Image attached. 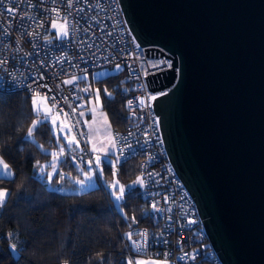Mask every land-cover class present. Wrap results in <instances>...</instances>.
<instances>
[{"label":"water","instance_id":"water-1","mask_svg":"<svg viewBox=\"0 0 264 264\" xmlns=\"http://www.w3.org/2000/svg\"><path fill=\"white\" fill-rule=\"evenodd\" d=\"M162 141L222 264H264V0H119Z\"/></svg>","mask_w":264,"mask_h":264},{"label":"built area","instance_id":"built-area-1","mask_svg":"<svg viewBox=\"0 0 264 264\" xmlns=\"http://www.w3.org/2000/svg\"><path fill=\"white\" fill-rule=\"evenodd\" d=\"M71 3V7H69ZM12 8L9 13L7 9ZM67 21L69 35L58 37L52 22ZM124 18L119 0H3L0 4V91L39 92L50 105L68 113L79 142L75 159L91 158L80 109L91 94L88 74L121 64L131 91L125 99L130 122L113 131L121 160L138 157L142 197L156 211L157 224L130 229L137 253L167 259L168 264H222L210 244L195 202L178 177L165 150L157 115L144 76L168 68L171 58L146 56ZM167 61L168 64H160ZM159 64V67H152ZM171 67V66H170ZM76 79L65 84L68 79ZM46 86V87H45ZM89 91H83V89ZM55 98L54 100L52 98ZM141 99L144 103L141 104ZM128 101H132L129 107ZM75 109V111H73ZM190 221H195L190 222ZM145 233L146 236H141Z\"/></svg>","mask_w":264,"mask_h":264},{"label":"trees","instance_id":"trees-1","mask_svg":"<svg viewBox=\"0 0 264 264\" xmlns=\"http://www.w3.org/2000/svg\"><path fill=\"white\" fill-rule=\"evenodd\" d=\"M91 73L89 81L98 82L100 89L106 85L113 90L112 96L102 93L101 101L113 131L126 127L130 117L125 99L131 88L124 69L95 81ZM30 97L21 91H0V155L14 173L10 178L0 177V185L8 188L0 211V264H127L135 255L147 256L137 253L133 236L131 240L127 236L134 226L157 224L155 210L141 196L138 185L125 189L122 205L126 214H122L102 185L82 191L59 190L58 186L73 185L69 176L78 175L72 159L79 149L60 160L59 167L68 175L63 179L59 171L48 183L36 174L35 164L51 156L44 146L55 143L48 120L37 124L33 139L28 137L36 117ZM138 162V157L122 160L118 177L128 183L139 171Z\"/></svg>","mask_w":264,"mask_h":264},{"label":"rangeland","instance_id":"rangeland-1","mask_svg":"<svg viewBox=\"0 0 264 264\" xmlns=\"http://www.w3.org/2000/svg\"><path fill=\"white\" fill-rule=\"evenodd\" d=\"M57 21L58 26L62 24L60 20H55ZM51 29L54 30V33L57 36V29H54L51 27ZM62 37V36H60ZM117 65L120 67L117 68ZM122 69L121 64H116L108 69H103V70H95L91 73V78L95 81L96 78H100L107 73H113V72H118L119 70ZM92 83V81L90 80ZM93 90L91 94L86 97L83 102H82V108L80 109V113L83 112V115L81 116L82 119V124L85 127L87 131V144L89 151L91 152V158H88L85 162V165L83 166L81 163H79L76 159H72L73 163L75 164L77 168V173L78 175L76 176H69V178L72 180L73 185L70 187H59V190L61 191H82L86 190L88 188H91L96 185H102L106 188V190L109 192V197L111 198V201L113 205L116 207L117 210H119L122 214H126L123 208L122 203L124 202V196L123 199L117 200L116 196L114 195V190L110 187V185L118 181L119 185H123L126 188H129V186H140L138 183H134L137 181L138 177L140 176V172L138 171L137 174L134 176L133 179L128 181V183L123 182L119 177H118V166L119 163L122 161L117 153L115 144H114V138H113V128L111 126V123L109 121V117L107 115V112L102 108L101 101H102V93L106 95L105 89L107 90L108 93H111L110 96L113 95V90L106 85L102 86V89H100V85L98 82H93L92 83ZM99 89V96L100 99L99 101H96V90ZM103 91V92H102ZM42 96V95H41ZM109 96V95H106ZM33 99V94L30 97V102H31V107L34 115L36 117L34 120H48L53 134H54V143L52 145H47L44 146V150L51 153V156L49 159L46 161L39 162L40 166L45 167V172L40 173L39 171V166L37 163L34 166V170L37 175L45 177L46 182H49L48 179V173L53 172V169L51 167V164L54 162L53 161V156L52 153L56 152L58 153V158L55 161L56 163V169L53 172V175L59 171V175L61 176H68L60 167L59 163L62 158L66 155V153H69L70 155L73 153V150L79 149V142L75 138V141L72 143V145L69 147L68 146V138L73 137V134L71 131L68 130L67 126H70L68 119L65 118L64 112L60 111L56 108L52 109V114L55 115L57 112L60 113L59 119L57 120V125L56 127L53 126L51 117H45L43 112H37L32 103ZM47 104L51 106L47 100ZM95 109V111H93ZM63 122L65 125H67L63 131H60V123ZM33 139L32 137H30ZM64 146V148H67V151L64 150L63 154H59V149L61 146ZM97 149L96 151H93V149ZM102 150H108L109 154L107 157L104 155V151ZM100 156L102 163L97 167L96 165V157ZM0 157H2L0 155ZM3 158V157H2ZM4 159V158H3ZM6 162V160L4 159ZM91 161V163H89ZM111 162V163H110ZM7 163V162H6ZM8 164V163H7ZM113 164L115 166H113ZM11 167V166H10ZM12 169V168H11ZM100 169H103V172L100 171ZM13 171V170H12ZM52 175V176H53ZM91 175L92 178L88 179L87 177ZM77 181H84L83 184L77 183ZM61 180H59L58 184H60ZM0 189H6L8 192V188L0 185ZM118 192V187L115 190ZM125 193V192H124ZM2 208H0L1 211ZM153 209V207H152Z\"/></svg>","mask_w":264,"mask_h":264},{"label":"snow or ice","instance_id":"snow-or-ice-1","mask_svg":"<svg viewBox=\"0 0 264 264\" xmlns=\"http://www.w3.org/2000/svg\"><path fill=\"white\" fill-rule=\"evenodd\" d=\"M2 3H3V0H0V4H2ZM69 7H71V3H69ZM7 11L9 13H11V12H13V9L9 8V9H7ZM51 27L54 28V29H57V36L58 37H60V36L67 37L69 35V30H68V26H67V21L66 20H65L64 23L60 24L59 26L57 24V21L54 20L52 22ZM137 48H139V45H137ZM160 64H168V62L167 61H161ZM151 66L152 67H159V64H153ZM168 66L170 67L171 65L168 64ZM119 67L120 66L117 65V68H119ZM75 79L76 78L73 77L72 79L65 80L64 83L65 84H72ZM83 91L87 92V91H89V89L85 88V89H83ZM99 92H100V90L97 89L96 90V97H95L96 101H99V99H100ZM105 93H106V95H109V96L111 95V93H108L106 89H105ZM164 94H166V93H161V95H164ZM52 99L54 100L55 98L53 97ZM150 99L151 100H155V99H157V97L155 95H153V96L150 97ZM47 100H48V97L46 95L45 96H41V94L39 92H35L33 94V99H32L33 107H34V109L37 112H43L45 117H51L52 124H53L54 127H56L57 120L59 119L60 113L57 112L55 115H53L52 114V109L56 107V104L53 103L51 106H49L47 104ZM132 103H133L132 101H128L129 107L132 106ZM140 103L143 104L144 100L141 99ZM73 111H75V109H73ZM93 111H95V109H93ZM80 115L82 116L83 112H81ZM64 116H65V118H68V113H64ZM39 123H41L40 120H34L32 122V125L27 130L28 137H32L33 136L34 131L36 129V126ZM66 126L67 125H65L63 122H61L60 123V131H63ZM67 127H68V130L71 131V127L70 126H67ZM74 141H75V137L74 136L71 137V138H68V146L70 147ZM96 150L97 149H95V148L93 149V151H96ZM102 151H104V155H105V157H107L108 154H109L108 150H102ZM63 153H64V146L62 145L60 147V149H59V154H63ZM52 156H53V161L54 162L51 164V167H52L53 172H54L55 169H56L55 161L58 158V153L53 152ZM89 163H91V161ZM101 163H102L101 157L97 156L96 157V165H97V167H99V165ZM37 165L39 166L40 173H44L45 172V167L44 166H40L39 162H37ZM113 166H115V165L113 164ZM100 171L103 172V169H100ZM53 172L48 173L49 181H51ZM13 176H14V173H13L10 165L7 164L2 157H0V177H9L10 178V177H13ZM87 178L91 179L92 176L89 175ZM61 179H63V176H61ZM77 183L83 184L84 181H77ZM134 183H138L140 185H143L144 184V180L141 177H138L137 181H135ZM110 187L114 190V195L116 196L117 200L123 199L124 192H125V187L123 185H119V182L115 181V182H113L110 185ZM117 187H118V192L115 191L117 189ZM7 197H8L7 190L6 189H0V208H2L4 206V203H5L6 199H7ZM152 207H153L154 210L160 211V209L156 208L155 204H153ZM134 219L135 218L133 217V220ZM190 222L194 223L195 221H190ZM140 235L141 236H146L145 233H141ZM127 236H128V238L130 240L132 239V233H127ZM133 244H134L135 248L137 249V251H140L141 248L143 247V245H141L140 243H137L136 241H133ZM128 264H168V261H167L166 258L164 260H158V259H148V260L136 259L135 261H133L132 259H129L128 260Z\"/></svg>","mask_w":264,"mask_h":264},{"label":"crops","instance_id":"crops-1","mask_svg":"<svg viewBox=\"0 0 264 264\" xmlns=\"http://www.w3.org/2000/svg\"><path fill=\"white\" fill-rule=\"evenodd\" d=\"M115 144V143H114ZM129 259H132L133 261H135L136 259H143V260H148V259H158V260H164V259H161V258H156V257H150V256H144V255H135L131 258H128L127 259V264H128V260Z\"/></svg>","mask_w":264,"mask_h":264}]
</instances>
